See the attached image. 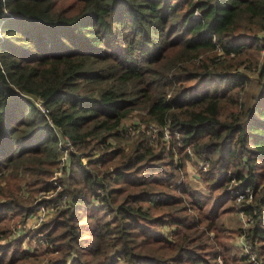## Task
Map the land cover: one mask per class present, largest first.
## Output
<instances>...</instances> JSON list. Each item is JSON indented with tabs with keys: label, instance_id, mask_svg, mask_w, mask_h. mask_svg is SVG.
<instances>
[{
	"label": "trees",
	"instance_id": "trees-1",
	"mask_svg": "<svg viewBox=\"0 0 264 264\" xmlns=\"http://www.w3.org/2000/svg\"><path fill=\"white\" fill-rule=\"evenodd\" d=\"M260 33L264 0H0V264H243L235 234L263 259ZM188 150L205 192L177 181ZM63 198L23 249L19 221Z\"/></svg>",
	"mask_w": 264,
	"mask_h": 264
},
{
	"label": "built area",
	"instance_id": "built-area-1",
	"mask_svg": "<svg viewBox=\"0 0 264 264\" xmlns=\"http://www.w3.org/2000/svg\"><path fill=\"white\" fill-rule=\"evenodd\" d=\"M195 16L198 17L199 13H196ZM154 131H156V129H154ZM163 140L167 144L169 143L173 144L176 142L177 146L181 145L180 133L176 130L173 131L170 128H165L163 132ZM171 144H169V146ZM61 146L64 149L63 157H62V162L64 164L68 158L69 151L71 150V144L70 142H67L65 144L61 143ZM187 153L191 157L193 156V153L190 150H188ZM201 167L204 172L208 171V163L202 162ZM61 175H62V169L61 171H58L55 174L53 180H56ZM233 183H236V182H233ZM231 193L233 197L235 198L237 205L241 207L245 206L243 204H249L253 198V190L250 187H241L239 190H231ZM64 202H65V199L63 198L62 200H59L54 205L43 204V203L37 204V209L35 213L31 214L30 216L27 217V220L17 225L14 231L15 236L21 237L23 233L25 234V231L28 229L31 223H33V225L35 226V229L38 228L49 217V215H51V213L55 210V208L61 207ZM238 216L240 217L242 221L243 229H248L253 225V220H254L253 217L244 214L243 211L239 212ZM237 243H239V246L241 247L242 255L245 258L247 264H264V259L260 258L259 253L257 252V250H255L254 244L251 241L246 239L245 234H242L239 237V240L237 241ZM218 262L219 264H224L221 257H218Z\"/></svg>",
	"mask_w": 264,
	"mask_h": 264
},
{
	"label": "rangeland",
	"instance_id": "rangeland-1",
	"mask_svg": "<svg viewBox=\"0 0 264 264\" xmlns=\"http://www.w3.org/2000/svg\"><path fill=\"white\" fill-rule=\"evenodd\" d=\"M261 34H264V33H260V35ZM139 115L140 114L138 111L134 112L131 115L129 122L131 124H136L138 122V120H140ZM133 136L136 137V134ZM169 144H171V143H169ZM171 145L173 146V149H174L173 151L176 152L177 151L176 150V147H177L176 142L171 144ZM191 158L192 159L186 160L184 170H182V173L180 172V174H181L179 177L180 180H177V181L181 182L182 187H184L185 184L187 182H189L188 184H190L192 186L193 190L197 189L200 192H205L202 182L200 183V181H201V172L200 171H203L202 167H201L202 161L195 155H193ZM240 188H241V186H239V184L237 185V183H232V187L230 188L229 193L233 197L231 190H239ZM43 204H46V202ZM227 206H230V203L227 204ZM25 220H27V219H25ZM25 220L19 221V224L24 222ZM221 220L225 222V226L229 230H236L237 228L242 226V221H241L240 217L237 216L236 213L225 214V215H223ZM36 229H35V226L33 225V223H31L29 225L28 229L25 231V234L24 233L22 234L21 240H22L23 249H27L29 251L35 252L37 250L41 251L45 248L44 243L42 241H40L41 237L37 233ZM28 232H31V234L33 232V237H31L30 233H28ZM42 239H44V238L42 237Z\"/></svg>",
	"mask_w": 264,
	"mask_h": 264
},
{
	"label": "crops",
	"instance_id": "crops-1",
	"mask_svg": "<svg viewBox=\"0 0 264 264\" xmlns=\"http://www.w3.org/2000/svg\"><path fill=\"white\" fill-rule=\"evenodd\" d=\"M238 214V213H237ZM238 216V215H237ZM240 227H242V226H240ZM239 227V228H240ZM239 228H237L236 230H238ZM247 239V238H246ZM239 240V237H237L236 236V234H235V237L232 239V242H231V244H232V246H233V249H234V252H233V254H235V255H237L238 257H240V258H242L243 257V255H242V250H241V247L239 246V243H237V241ZM247 240H249V239H247ZM250 241V240H249ZM252 242V241H251ZM253 244H254V247H255V250H257V243H254L253 242ZM257 252H258V250H257ZM259 256H260V254H259ZM261 258V257H260ZM243 264H247V262H246V260H245V258L243 257ZM264 259V258H263Z\"/></svg>",
	"mask_w": 264,
	"mask_h": 264
}]
</instances>
